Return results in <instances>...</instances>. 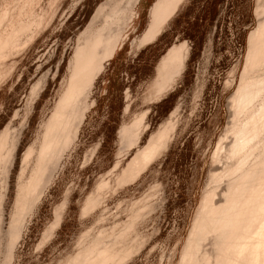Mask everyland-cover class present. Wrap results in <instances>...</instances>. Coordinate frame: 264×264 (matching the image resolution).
I'll use <instances>...</instances> for the list:
<instances>
[{
	"label": "rangeland",
	"instance_id": "rangeland-1",
	"mask_svg": "<svg viewBox=\"0 0 264 264\" xmlns=\"http://www.w3.org/2000/svg\"><path fill=\"white\" fill-rule=\"evenodd\" d=\"M104 1L0 0V134L9 133L7 149L16 140L7 155L10 168L2 165L10 173L9 191L7 172L0 178V199L7 194L9 210L24 154L38 143L63 92L77 40ZM156 1L141 0L138 17L126 25L124 43L86 95L90 107L78 139L53 183L47 182L51 169L47 187L32 196L12 263L5 239L0 264H73L146 206L136 215L123 264H189L211 177L224 165L221 149L231 140L236 93L264 0H185L143 43ZM7 40L10 46L3 47ZM183 43L189 45L186 66L168 73L164 61ZM138 117H145L142 138L128 146L122 130L132 129ZM169 121L174 127L164 145L138 166L152 135Z\"/></svg>",
	"mask_w": 264,
	"mask_h": 264
},
{
	"label": "bare ground",
	"instance_id": "bare-ground-1",
	"mask_svg": "<svg viewBox=\"0 0 264 264\" xmlns=\"http://www.w3.org/2000/svg\"><path fill=\"white\" fill-rule=\"evenodd\" d=\"M140 2L141 0H105L80 34L70 60L63 92L50 118L43 123L38 143L30 146L24 154L12 209H8L7 194L3 196L4 193H1L4 198L0 199V253L6 239L5 248L9 253L6 256L10 257H6L8 262L12 263L14 259L13 254L25 225L23 216L28 211L32 196L46 182L49 170L52 169L47 182L50 183L55 178L59 162L78 139L88 106L90 107L86 95L89 97V89L93 88L95 80L105 69L106 62L115 57L124 43L125 27L138 17ZM184 2L185 0H157L151 8V23L141 42L143 39L146 41L156 37L165 26L164 23L175 15ZM263 8L260 9L264 14ZM13 37L11 35L10 38ZM10 42L7 40L3 47L10 46ZM188 46L183 43L170 49L164 61L168 73L179 74L185 68L189 57ZM167 86L161 88L156 96L162 97ZM126 109L129 110V105ZM171 121L152 135L138 160V166L149 162L164 145L167 135L174 127ZM144 124L145 117H138L132 129L127 126L123 128L122 137L126 145L139 143ZM8 134H0V178L7 172L3 171L8 168L6 160L8 156H12V147L16 145L14 139V145L10 146L12 149H7ZM230 135L231 140L221 149L225 154L222 158L224 165L221 170L216 169L211 177L214 185L211 183L196 225L189 264H264V15L251 40L247 66L236 93L235 116ZM8 173L4 175L7 191ZM4 180L0 183H4ZM46 184L43 187H47ZM96 202L97 199H93L90 204ZM141 209L134 211L136 215L144 212ZM140 214L137 215L138 219ZM136 215L132 218L133 221H128L126 227L122 226L119 231L106 235L107 239L91 243L73 264H123L131 254L127 240L131 236L130 231L138 223ZM102 235L100 233L99 237ZM7 259L4 261L7 262Z\"/></svg>",
	"mask_w": 264,
	"mask_h": 264
}]
</instances>
